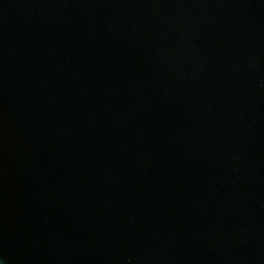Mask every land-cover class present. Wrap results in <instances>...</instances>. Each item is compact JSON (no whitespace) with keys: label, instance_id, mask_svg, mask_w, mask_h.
<instances>
[{"label":"water","instance_id":"water-1","mask_svg":"<svg viewBox=\"0 0 264 264\" xmlns=\"http://www.w3.org/2000/svg\"><path fill=\"white\" fill-rule=\"evenodd\" d=\"M0 264H264V0H0Z\"/></svg>","mask_w":264,"mask_h":264}]
</instances>
